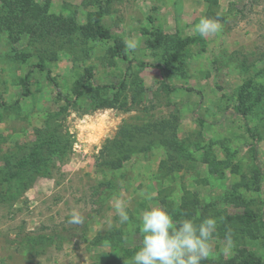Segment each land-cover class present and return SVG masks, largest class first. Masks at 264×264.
<instances>
[{"label": "rangeland", "instance_id": "374dc122", "mask_svg": "<svg viewBox=\"0 0 264 264\" xmlns=\"http://www.w3.org/2000/svg\"><path fill=\"white\" fill-rule=\"evenodd\" d=\"M152 205L264 264V0H0V264H125Z\"/></svg>", "mask_w": 264, "mask_h": 264}, {"label": "clouds", "instance_id": "9594fccd", "mask_svg": "<svg viewBox=\"0 0 264 264\" xmlns=\"http://www.w3.org/2000/svg\"><path fill=\"white\" fill-rule=\"evenodd\" d=\"M220 13L216 17L203 16L193 26V31L201 37L221 31ZM138 47L135 39L125 40V51H134ZM129 202L123 195H116L112 208L120 225L127 224L130 216ZM86 217L78 209L70 211L69 224L82 225ZM215 216H207L197 223L190 217L174 218L167 208L152 205L146 207L139 217L141 242L130 261L125 264H201L213 251V239L218 226ZM227 246H231L230 236H226Z\"/></svg>", "mask_w": 264, "mask_h": 264}, {"label": "trees", "instance_id": "16d2710c", "mask_svg": "<svg viewBox=\"0 0 264 264\" xmlns=\"http://www.w3.org/2000/svg\"><path fill=\"white\" fill-rule=\"evenodd\" d=\"M101 17H102V11L101 9H99L98 12L93 17L94 31L99 37L103 39H109L110 34L102 25ZM122 47H123V42L121 40H115L114 49L117 53H121ZM261 223L262 225H264V216L261 217Z\"/></svg>", "mask_w": 264, "mask_h": 264}]
</instances>
